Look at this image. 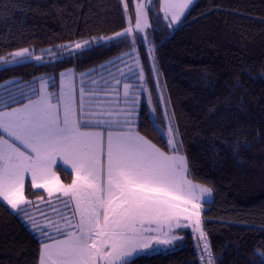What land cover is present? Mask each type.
I'll return each instance as SVG.
<instances>
[{"label": "trees", "instance_id": "16d2710c", "mask_svg": "<svg viewBox=\"0 0 264 264\" xmlns=\"http://www.w3.org/2000/svg\"><path fill=\"white\" fill-rule=\"evenodd\" d=\"M148 16L181 154L189 163L188 178L213 190L202 218L214 264H264V0H196L173 31L158 0L148 7ZM125 24L121 0H0V56L8 58L24 47L46 53L42 63L32 60L0 68V110L3 102L9 108L18 105L8 97L20 101L18 92L27 93L26 85L37 88L42 77L54 81L56 87L49 90L58 92L65 69L75 72L79 86L81 73L92 79V69L132 47L130 37L83 50H69L64 44L108 35ZM139 45L156 120L150 118L142 97L136 129L169 151L166 136L153 131L159 122L165 132L164 119L146 53ZM237 142L250 147L237 148ZM56 171L63 182L71 180L61 166ZM25 195L33 202L28 213L39 223L45 218L36 205L53 221L63 216L50 211L45 203L50 198L28 180ZM64 200L60 197L55 206ZM178 234L183 239L176 246L142 255L134 264H202L203 245L197 250L187 229ZM40 244L39 233L22 214L0 201V264H38Z\"/></svg>", "mask_w": 264, "mask_h": 264}, {"label": "snow or ice", "instance_id": "6c2138e0", "mask_svg": "<svg viewBox=\"0 0 264 264\" xmlns=\"http://www.w3.org/2000/svg\"><path fill=\"white\" fill-rule=\"evenodd\" d=\"M193 2L162 0L165 19L171 16L168 27L180 22ZM146 8L148 5L143 0H137L134 27L129 22L127 28L112 36L93 37L63 47L83 50L91 44L105 46L128 37L135 45L140 33L145 34L144 42L148 43L146 29L151 25ZM125 16L128 17L127 4ZM131 53H136L135 47ZM148 55L155 71L151 47ZM8 56L11 59L0 56V63L19 64L26 59H42L33 56L28 48L13 51ZM128 56L130 53H123L107 62V67H115L116 61L122 63L123 57ZM133 64L140 69V87L147 91L138 55L134 56ZM104 67L101 65L102 69ZM118 71L119 78L109 73L108 79L90 80L81 73L78 99L76 78L62 72L58 92L49 90L56 87L54 81L41 78L38 89L26 85L27 93L18 92L20 101L8 97L11 103L21 106L9 109L7 102H3L0 201L15 214H22L31 229L39 233L38 264H134L142 255L158 254L176 246L183 238L174 231L187 227L199 233L198 247L199 243L203 244L202 264H214L201 218V201L212 196L213 190L188 178L189 163L181 154L182 145L177 143L179 132L172 126L174 116L165 113L166 132L160 131L163 125L159 122L153 124V131L167 137L169 151H163L135 128L133 117L138 102L132 95L134 84H123V95L126 101L131 98L132 107L120 110L110 106L94 107L107 101L110 92L115 90L110 84L114 82L118 88L122 79L136 77L132 66L125 65ZM89 83L90 87L86 86ZM241 147L250 145L237 142V148ZM58 161L70 169L71 183H63L54 170ZM29 176L33 189H43L48 194L47 205L51 206L54 193L59 194L57 199L67 198L61 202L65 210L74 205L71 218L62 216L53 221L38 205L36 209L45 223L29 215L27 206L33 203L25 196ZM38 199L43 201V197ZM51 210L57 212L54 206Z\"/></svg>", "mask_w": 264, "mask_h": 264}, {"label": "rangeland", "instance_id": "374dc122", "mask_svg": "<svg viewBox=\"0 0 264 264\" xmlns=\"http://www.w3.org/2000/svg\"><path fill=\"white\" fill-rule=\"evenodd\" d=\"M130 1H131V6H132V11H129V9H128V17L125 16V18H126V24H125V26L122 29L118 30V31H115V32L110 33L108 35H102V36H106V37L107 36H112L116 32L123 31L125 28H127L129 26V22H131V25L133 27L135 26V11H136V2H137V0H130ZM152 1L153 0H143V2L146 5H148V7L152 3ZM195 1L196 0H194L193 4L195 3ZM121 2H122V0H121ZM161 3H162V0H158L159 10H160V12H161V14L163 16V19L166 22V25L168 27V23H169V20L171 19V16L169 14L168 19H165V14H164V12L161 11ZM125 4H127V6H128L127 0H123V2H122V7L124 9V14H125ZM192 5H190V7ZM190 7H189V9H190ZM146 10L148 11V8H146ZM188 10H186V12ZM129 17H130V21H129ZM182 18H181V21L180 22H178L177 24L173 25L171 28L168 27V29L170 31H173L177 26H179L181 24ZM149 23H150V21H149ZM144 35H145L144 33L138 34V36H137L138 37L137 43L135 45L132 44V47H130L129 49H127L124 52H122V53H120V54L112 57L111 59L106 60V61L100 63L99 65H97V67H99L100 69H98V70L92 69L91 70V74L90 75L93 76L92 79H95L97 77H103L104 79H108L109 78V73H111L113 76L119 78V71H118V69L120 67H124L125 65L132 66L133 67V72L136 74V77L134 79H129V80H123L122 79L121 80V83L118 86V88H116V86L114 85V82L112 84H110V87L114 88L115 90H113V91L110 92L107 101H105L103 104H99V103L94 104V107L99 108V107H108V106H110L113 109H117V110L126 109V108H129V107H132L133 105H132V102H131V98L128 101H126L125 100V97L123 95V92H124L123 84L124 83H130V84H134L135 85V89L133 90L132 95L135 96V97H137V102H138V107H135V113H136V115L133 117V120L135 122H137L138 113H139V107H140V104H141L142 97H143V99L145 101V104L147 105L150 118L153 121L156 120V111H155V105H154L155 102H154V99H153V95L151 93V90H150V88H149V86H148L147 83H145L147 91H145L144 88L140 87V81L138 79L140 69L139 68H136L134 66V64H133V58H134V56L135 55H138L139 58H140V64H141V66H142V68L144 70L143 61H142V57H141V50H140V45H139V43H141L142 44V47H143V50L146 53V57H147V60H148L149 66H150L151 75H152V79L154 81V86H155V90H156V95H157L158 103H159V105L161 107V110H162V117L164 119V129H165V132H166V130H167V120L165 119V113L167 112V115H169V116H173V115H172L171 105H170L169 98H168L167 91H166L164 77H163V74H162V72H161V70H160V68L158 66V62H157V59H156L155 50H154V56H155V71H153V62L149 58V55H148L149 47H151L152 49H154V44L152 43V40H151V26L148 29H146V35H147V41H148V43H145L144 42ZM130 39H131V37H130ZM83 41H85V40H82V41L81 40H77V41H74V42H71V43H65L64 45L65 46L74 45L77 42H83ZM133 47L136 48V53H131V49ZM24 48H28L29 51L33 54V56H40V57H42L41 61H38V62L42 63V62L45 61V59L43 58V55L46 54V53L35 54L32 47H24ZM20 49H22V48H20ZM67 49H69V50H75L74 48H71V49L70 48H67ZM17 50H19V49H17ZM48 50H51V49L49 48ZM14 51H16V50H14ZM123 53H130V56L123 57V62L122 63L119 62V61H116L115 62V64H116L115 67H107V62L113 61L114 58H116V57H121V55ZM8 58L11 59L10 56H8ZM32 60H35V59H26L23 62L32 61ZM9 65H13V64L0 63V68L1 67H5V66H9ZM101 65H105V67L102 69L101 68ZM125 71L127 72V69L126 68H125ZM62 72L63 73H66V74H68L70 76H74V77L76 75L75 72L72 69H65ZM42 78L48 80V78H46V77H42ZM39 80L37 81V89L39 88ZM59 81H60V75H59ZM59 81H58V83H59ZM77 99H78V91H77ZM166 105H167V108H166ZM172 126L175 129L174 123H173ZM177 143L179 144V137H178ZM29 178H30V176H29ZM197 184H199V183H197ZM201 185H203V184H201ZM204 186H206V185H204ZM206 187H209V186H206ZM212 198H213V193H212V196L207 197L205 200H202L201 201V204H202V208H201V218H202V211L204 209V204L211 202L212 201ZM76 221L77 220H73V222H76ZM202 222H203V218H202ZM152 227H156V226L155 225H152ZM184 229H187V230L190 231V233H191V235L193 237V241H194V245H195L196 249L197 250L201 249V247L203 245L202 243H199V247H198L199 233H193L191 227L176 229L174 231V234H176L178 236H181V235L178 234V232H179V230H184ZM150 254H152V253H150Z\"/></svg>", "mask_w": 264, "mask_h": 264}, {"label": "crops", "instance_id": "0c3cea01", "mask_svg": "<svg viewBox=\"0 0 264 264\" xmlns=\"http://www.w3.org/2000/svg\"><path fill=\"white\" fill-rule=\"evenodd\" d=\"M75 78H76V75H75ZM75 84H76V89H77V91L79 90V85L77 84V82H76V79H75ZM88 85H90V83L88 84ZM25 103H26V101H25ZM18 106H21L20 104H18V105H14V107H18ZM13 107V106H12ZM134 123H136L135 121H134ZM135 128H136V125H135ZM140 134V133H139ZM141 135V134H140ZM58 166H61L64 170H67L68 172H70V169L67 167V166H62V162H59L58 161V165L57 166H54V170L56 171V168L58 167ZM56 173H57V171H56ZM57 175H58V173H57ZM59 176V175H58ZM26 180H28L29 182H30V184H31V179L29 178V177H26ZM71 180H72V176H71ZM71 180L68 182V183H65V182H63L62 180V182L63 183H65V184H69V183H71ZM39 190H42L43 192H45L43 189H39ZM46 193V192H45ZM46 195L48 196V194L46 193ZM26 196V195H25ZM56 196H59V194L58 193H54V196H53V200L51 199V206H48V208L50 209V211H52L51 210V207L52 206H54L56 209H57V212L58 213H61L63 216H68V215H65V214H69L70 212H71V209L72 208H74V205H71L70 206V208L68 209V210H65V208H64V204L62 205V206H55V204L56 203H58V201H57V199L55 200V198H56ZM27 198V197H26ZM49 198V197H48ZM28 200H32V199H29V198H27ZM66 200H67V198H65ZM10 207V206H9ZM61 209V210H60ZM69 217H71V215L69 216ZM76 220H78V217L76 218Z\"/></svg>", "mask_w": 264, "mask_h": 264}]
</instances>
